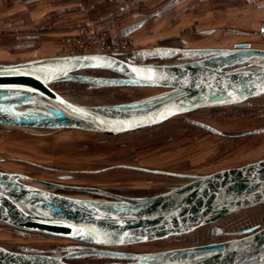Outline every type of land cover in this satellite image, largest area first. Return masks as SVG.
Masks as SVG:
<instances>
[{
    "label": "water",
    "instance_id": "95a60500",
    "mask_svg": "<svg viewBox=\"0 0 264 264\" xmlns=\"http://www.w3.org/2000/svg\"><path fill=\"white\" fill-rule=\"evenodd\" d=\"M141 25L142 22L132 29ZM96 30L107 31L105 28ZM261 33L264 35V28ZM127 38L129 36L112 41ZM21 42L17 45L18 53L37 49V45ZM225 53L234 54L235 60L228 63L217 60ZM149 54L158 58L174 55L204 58L159 64L136 63L124 56L54 55L1 64L0 104L33 102L35 107L32 110L38 114H14L0 108V125L119 136L158 126L195 111L237 106L264 96V49L253 48L250 43L236 44L233 49L157 48ZM245 56L263 60L237 66L244 63L240 59ZM91 71L116 76L83 74ZM59 81L102 87L161 88L164 91L159 97L138 104L83 105L66 99V95L52 88V84ZM50 188L100 195L114 203L89 201L56 193ZM120 202L128 205H120ZM262 204L264 158L195 176L189 183L145 198L126 197L94 187L63 186L0 170L1 223L19 231L36 232L98 248L92 253L119 255L134 261L118 264H264V227L259 225L227 232L234 238L226 241L178 248L150 257L111 251L190 234ZM221 232L217 228V233ZM77 254L80 253L60 256L22 253L0 245V264H75L70 260Z\"/></svg>",
    "mask_w": 264,
    "mask_h": 264
},
{
    "label": "rangeland",
    "instance_id": "374dc122",
    "mask_svg": "<svg viewBox=\"0 0 264 264\" xmlns=\"http://www.w3.org/2000/svg\"><path fill=\"white\" fill-rule=\"evenodd\" d=\"M6 1L9 2L0 0V65L47 58L60 52L35 50L27 54L18 53L17 45L23 36L20 31L28 33L31 25H15V10L7 5L13 0ZM262 5L264 0H189L168 10L161 19L150 21L146 31L127 38L132 51L124 58L136 63L174 64L198 61L204 57L174 55L158 58L146 49H233L242 43L264 49ZM51 26L46 23L44 28ZM77 33L80 35L79 30ZM247 60V57H242L240 62ZM255 60L257 58H252L247 63ZM101 75L116 76L105 72L97 76ZM52 88L72 102L94 106L138 104L157 98L164 91L161 88L102 87L75 81H59L52 84ZM32 107L35 105L24 101L20 112L37 113ZM263 158L264 96L237 106L195 111L155 127L119 136L0 125V170L63 186L104 189L126 197H151L189 183L195 176L239 167ZM53 191L113 202L95 194ZM258 225L264 227V204L235 213L190 234L111 251L150 257L178 248L226 241L234 238L227 232H239ZM217 228L225 234L217 233ZM0 245L16 252L51 256L78 252L80 254L70 260L75 264L134 262L119 255L92 253L98 248L87 244L19 231L1 222Z\"/></svg>",
    "mask_w": 264,
    "mask_h": 264
},
{
    "label": "crops",
    "instance_id": "0c3cea01",
    "mask_svg": "<svg viewBox=\"0 0 264 264\" xmlns=\"http://www.w3.org/2000/svg\"><path fill=\"white\" fill-rule=\"evenodd\" d=\"M187 1L189 0H13L7 5L15 10V25H31L28 33L20 31L23 35L22 44L37 45L36 50L54 52L77 36L78 30L81 33L88 29L83 26L105 28L111 40L131 37L140 31H146L148 23L153 19H161L168 10ZM140 22L141 26L132 29ZM46 23L52 26L44 28ZM33 51L35 50L24 54Z\"/></svg>",
    "mask_w": 264,
    "mask_h": 264
},
{
    "label": "built area",
    "instance_id": "2783aa9c",
    "mask_svg": "<svg viewBox=\"0 0 264 264\" xmlns=\"http://www.w3.org/2000/svg\"><path fill=\"white\" fill-rule=\"evenodd\" d=\"M58 56L110 55L124 56L132 51L127 39L112 41L107 31L88 28L59 50Z\"/></svg>",
    "mask_w": 264,
    "mask_h": 264
},
{
    "label": "bare ground",
    "instance_id": "6f19581e",
    "mask_svg": "<svg viewBox=\"0 0 264 264\" xmlns=\"http://www.w3.org/2000/svg\"><path fill=\"white\" fill-rule=\"evenodd\" d=\"M246 57V56H245ZM247 61H244V63H247L250 59L252 58H249L247 57ZM217 60H220V61H227L230 62V61H233L235 60L234 58V54H229V53H225L223 54L222 56H220ZM263 60V58H257V60L255 61H252V62H249L250 64L251 63H255V62H259ZM243 63V64H244ZM248 64V63H247ZM24 101H10V102H4V103H1L0 104V108L1 109H4L10 113H14V114H23V115H37L38 113H21L20 112V108H21V104L23 103ZM32 105H35L33 102H31ZM215 109V108H214ZM155 127V126H154ZM23 176V175H22ZM25 176V175H24ZM28 177V176H27ZM135 181V180H134ZM184 185V184H183ZM32 186L34 187H37V188H40V189H46V190H49L47 187H44L42 185H37V184H32ZM181 186V185H180ZM51 189V188H50ZM51 191H53V189H51ZM78 198V197H77ZM79 198H82V199H86V200H89V201H100V202H104V203H111L113 204L114 202H107V201H102V200H95V199H92V198H85V197H79ZM119 204L121 205H128V203L126 202H120ZM222 242V241H221ZM213 243H216V242H213Z\"/></svg>",
    "mask_w": 264,
    "mask_h": 264
},
{
    "label": "trees",
    "instance_id": "16d2710c",
    "mask_svg": "<svg viewBox=\"0 0 264 264\" xmlns=\"http://www.w3.org/2000/svg\"><path fill=\"white\" fill-rule=\"evenodd\" d=\"M85 75H89V76H97L98 74H102V72H91V73H83ZM102 77L105 76V75H101Z\"/></svg>",
    "mask_w": 264,
    "mask_h": 264
},
{
    "label": "flooded vegetation",
    "instance_id": "af4514ba",
    "mask_svg": "<svg viewBox=\"0 0 264 264\" xmlns=\"http://www.w3.org/2000/svg\"><path fill=\"white\" fill-rule=\"evenodd\" d=\"M241 105V104H240ZM216 109V108H215ZM208 110V109H207Z\"/></svg>",
    "mask_w": 264,
    "mask_h": 264
},
{
    "label": "snow or ice",
    "instance_id": "6c2138e0",
    "mask_svg": "<svg viewBox=\"0 0 264 264\" xmlns=\"http://www.w3.org/2000/svg\"><path fill=\"white\" fill-rule=\"evenodd\" d=\"M134 71H135V69H134Z\"/></svg>",
    "mask_w": 264,
    "mask_h": 264
}]
</instances>
